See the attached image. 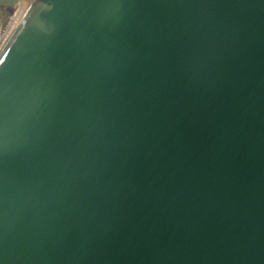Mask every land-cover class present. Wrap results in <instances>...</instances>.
Here are the masks:
<instances>
[{"label":"water","instance_id":"95a60500","mask_svg":"<svg viewBox=\"0 0 264 264\" xmlns=\"http://www.w3.org/2000/svg\"><path fill=\"white\" fill-rule=\"evenodd\" d=\"M0 0V264H264V0Z\"/></svg>","mask_w":264,"mask_h":264},{"label":"bare ground","instance_id":"6f19581e","mask_svg":"<svg viewBox=\"0 0 264 264\" xmlns=\"http://www.w3.org/2000/svg\"><path fill=\"white\" fill-rule=\"evenodd\" d=\"M28 0H18L17 7L19 9L24 8L25 4ZM17 14L15 11H9L8 13L4 14L0 18V44L5 38L6 34L12 27L13 23L17 19Z\"/></svg>","mask_w":264,"mask_h":264},{"label":"rangeland","instance_id":"374dc122","mask_svg":"<svg viewBox=\"0 0 264 264\" xmlns=\"http://www.w3.org/2000/svg\"><path fill=\"white\" fill-rule=\"evenodd\" d=\"M0 18H1V13H0Z\"/></svg>","mask_w":264,"mask_h":264}]
</instances>
